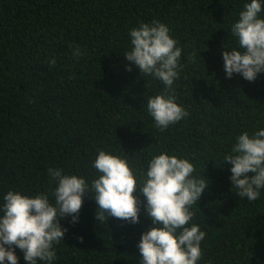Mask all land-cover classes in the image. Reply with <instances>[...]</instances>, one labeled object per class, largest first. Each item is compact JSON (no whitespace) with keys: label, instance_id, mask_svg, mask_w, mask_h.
<instances>
[{"label":"trees","instance_id":"trees-1","mask_svg":"<svg viewBox=\"0 0 264 264\" xmlns=\"http://www.w3.org/2000/svg\"><path fill=\"white\" fill-rule=\"evenodd\" d=\"M248 3L0 0V216L9 191L47 194L55 206L49 168L83 177L91 188L100 175L94 160L104 150L127 157L139 186L150 160L167 153L189 160L192 176L209 183L187 225L206 234L197 264H264V188L254 201L237 195L224 161L239 135L264 130V72L248 81L239 73L227 78L224 69L223 52L242 50L231 28ZM154 20L168 26L182 49L172 87L188 112L164 131L149 115L147 99L165 85L124 56L132 47L130 30ZM134 195L141 201L136 224L97 221L94 192L86 193L77 221L71 215L59 221L67 231L53 245L51 264H141L142 234L162 225L147 216L139 187ZM13 248L18 264H28Z\"/></svg>","mask_w":264,"mask_h":264},{"label":"clouds","instance_id":"clouds-1","mask_svg":"<svg viewBox=\"0 0 264 264\" xmlns=\"http://www.w3.org/2000/svg\"><path fill=\"white\" fill-rule=\"evenodd\" d=\"M260 12V0H251L232 25V34L238 38L242 50L223 52L227 78L239 73L244 79L254 81L258 73L264 72V19L258 17ZM129 35L132 47L124 54L126 60L133 62L143 76L152 75L165 85L161 94L147 99L149 115L156 127L164 131L188 116L176 103L172 87L179 78L182 49L176 46L168 26L159 21L142 23L131 29ZM73 55L77 58L81 55L79 48ZM51 63L55 64V60ZM231 152L225 155L224 161L231 165L230 179L238 189L237 195L250 201L258 199L260 189L264 188V130L252 136L247 132L239 135ZM93 167L100 175L92 181L91 188L83 177L64 175L61 169H48L50 179L57 184L52 193L55 206L43 193L30 198L9 191L4 196L0 264L5 261L18 264L13 246L23 252L28 264H37V260L51 264L56 259L53 245L59 244L67 231L59 221L66 215L72 216L73 223L77 221L86 193L94 192L97 221L114 217L139 223L141 201L134 195L137 187L146 198L147 216L154 225H162L142 234L137 245L141 264H197L206 234L196 224L187 225L194 216L191 206L198 203L209 183L205 177L192 176L195 169L189 160L167 153L154 156L139 186L127 157L99 150Z\"/></svg>","mask_w":264,"mask_h":264}]
</instances>
